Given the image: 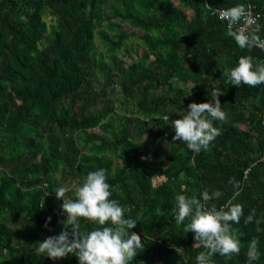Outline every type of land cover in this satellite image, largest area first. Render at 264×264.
<instances>
[{"label": "trees", "instance_id": "16d2710c", "mask_svg": "<svg viewBox=\"0 0 264 264\" xmlns=\"http://www.w3.org/2000/svg\"><path fill=\"white\" fill-rule=\"evenodd\" d=\"M248 2L264 25V0H0V264H79L37 255L35 243L64 230L56 189L74 198L100 168L111 198L137 220L143 247L130 264H196L203 249L173 209L178 194L204 189L222 193L211 202L218 208L231 200L261 220L234 224L241 251L215 264H247L253 237V264H264V84L235 87L223 76L243 55L264 61V50L239 48L210 14ZM130 38L144 51L128 59L140 52ZM178 80L192 83L191 100ZM213 89L224 92L228 120L213 121L221 135L196 154L173 141L172 120Z\"/></svg>", "mask_w": 264, "mask_h": 264}, {"label": "clouds", "instance_id": "9594fccd", "mask_svg": "<svg viewBox=\"0 0 264 264\" xmlns=\"http://www.w3.org/2000/svg\"><path fill=\"white\" fill-rule=\"evenodd\" d=\"M221 21L226 22V35L231 37L241 49L251 51L258 47L264 50V25L259 23V14L253 15L250 5L237 3L227 8L216 9ZM227 82L235 87L242 84L255 87L264 84V61L251 55L239 58L237 66L223 72ZM224 92L213 89L211 100L205 103L192 102L187 110H182L179 118L172 120L175 131L173 141H181L192 152L207 151L211 143L221 135V129L213 121L226 123L227 113L223 110L219 97ZM107 169L100 168L87 173L82 185L74 187V198L67 194L73 189L59 186L55 197L62 200V213L67 217L62 221L64 230L59 235L49 236L35 243L34 251L52 260H60L75 255L79 264H130L136 258L137 249L143 247L141 236L133 231L137 220L126 218L128 209L112 199L111 185L107 182ZM237 192L242 190L239 181H229ZM50 195V194H48ZM47 195V196H48ZM222 193L219 190L204 189L200 196L178 194L173 209L176 224L186 219L185 232L194 234L195 247L203 250L196 256V264H215L217 254L230 258L241 251V236L234 224L256 225V210L245 217L244 205L231 200L219 208L214 200ZM81 220L98 225L91 230H82ZM51 217L44 227H48ZM257 231L260 229L257 227ZM259 239L253 237L247 246V264L259 260Z\"/></svg>", "mask_w": 264, "mask_h": 264}, {"label": "rangeland", "instance_id": "374dc122", "mask_svg": "<svg viewBox=\"0 0 264 264\" xmlns=\"http://www.w3.org/2000/svg\"><path fill=\"white\" fill-rule=\"evenodd\" d=\"M175 1H176V0H175ZM176 3H177V2H176ZM185 10L189 12L188 9H185ZM46 19H47L48 22L51 21L49 16H46ZM129 43L135 44L136 47L139 48L138 51H140V52H135V51H131V52H129V54H128V59H130L131 57H132V58H136L138 55H140V54L143 53L144 48L139 44V40H138V39L130 38V39L127 40L126 44L129 45ZM119 55H120V57H122V56H123V51H121ZM176 83H177L178 85H181V86H185V87H186L187 91H189V93L187 94V97H189L190 100H191L192 97H193V94H194V92L191 91V90H192V88H191L192 83H191V82H183V81H181V80H178ZM93 130H94V129H92V130H90V131H93ZM142 139L145 140V139H146V136H144ZM58 203H60V201L57 202V204H56L57 208H58Z\"/></svg>", "mask_w": 264, "mask_h": 264}, {"label": "built area", "instance_id": "2783aa9c", "mask_svg": "<svg viewBox=\"0 0 264 264\" xmlns=\"http://www.w3.org/2000/svg\"><path fill=\"white\" fill-rule=\"evenodd\" d=\"M247 5H250L251 6V11H252L253 15L259 14V17H260L259 23H260V20L262 18V11H261V9L256 4L251 3V2L248 3ZM216 9H220V8H214V9H212L211 12H210V14L211 15H215V16L218 17V14L216 12Z\"/></svg>", "mask_w": 264, "mask_h": 264}, {"label": "crops", "instance_id": "0c3cea01", "mask_svg": "<svg viewBox=\"0 0 264 264\" xmlns=\"http://www.w3.org/2000/svg\"><path fill=\"white\" fill-rule=\"evenodd\" d=\"M248 3H250V2H248ZM251 3H253V2H251ZM254 4H256V3H254ZM257 5V4H256Z\"/></svg>", "mask_w": 264, "mask_h": 264}]
</instances>
